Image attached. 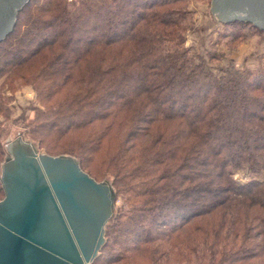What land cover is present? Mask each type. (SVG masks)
Segmentation results:
<instances>
[{
    "label": "trees",
    "instance_id": "obj_1",
    "mask_svg": "<svg viewBox=\"0 0 264 264\" xmlns=\"http://www.w3.org/2000/svg\"><path fill=\"white\" fill-rule=\"evenodd\" d=\"M189 1L30 0L0 42V89L38 104L12 120L0 90V138L22 125L123 202L92 264H264V69L185 48Z\"/></svg>",
    "mask_w": 264,
    "mask_h": 264
},
{
    "label": "water",
    "instance_id": "obj_2",
    "mask_svg": "<svg viewBox=\"0 0 264 264\" xmlns=\"http://www.w3.org/2000/svg\"><path fill=\"white\" fill-rule=\"evenodd\" d=\"M30 0H0V42ZM212 19L264 31V0H210ZM0 264H92L105 239L116 195L72 156H49L12 128L3 143Z\"/></svg>",
    "mask_w": 264,
    "mask_h": 264
},
{
    "label": "rangeland",
    "instance_id": "obj_3",
    "mask_svg": "<svg viewBox=\"0 0 264 264\" xmlns=\"http://www.w3.org/2000/svg\"><path fill=\"white\" fill-rule=\"evenodd\" d=\"M67 1L70 2L71 0ZM209 2L210 0H192L183 5L184 10L189 12L186 29L183 33L184 47L189 48L192 53L197 54L203 59L207 67H210L217 73L218 71H224L229 65H233L238 70L257 71L264 69V33H258L248 26H225L213 20L209 12ZM230 33H235L238 38L235 41H230L227 37ZM212 54L219 56L217 61H207L206 57ZM0 90L3 92L2 94L6 97L7 104L11 108L12 120H17L24 113L28 114L31 106L38 105L35 100V93L30 86H18L16 84L13 91L8 90L5 86ZM0 121H3L2 117H0ZM8 125L0 138L2 145L9 138L12 128L22 130L24 140L31 142L35 146L38 145L24 135L25 128L22 125L11 123ZM39 151L44 153L40 149ZM4 159L5 154L3 156V162ZM235 173L233 179L236 181L245 182L249 178L244 172ZM262 176H264V173L257 174L253 177L261 181L264 180ZM122 203V200L118 199L114 205V211L115 206L118 208ZM145 258L142 256L134 257L128 263L116 264H148ZM166 260V264L179 263L177 257L175 258L174 251L170 253ZM256 262L252 261L249 264H256Z\"/></svg>",
    "mask_w": 264,
    "mask_h": 264
}]
</instances>
